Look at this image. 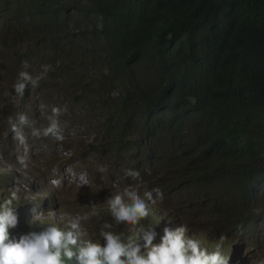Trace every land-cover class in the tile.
<instances>
[{
	"label": "trees",
	"instance_id": "1",
	"mask_svg": "<svg viewBox=\"0 0 264 264\" xmlns=\"http://www.w3.org/2000/svg\"><path fill=\"white\" fill-rule=\"evenodd\" d=\"M0 29L23 63L54 69L23 99L33 88L65 107V120L81 114L76 128L92 136L77 142L74 161L88 173L104 163L114 178L138 170L141 188L162 190L141 222L158 241L159 224H183L211 244L246 243L264 260V0H0ZM48 139L36 154L61 159ZM14 158L33 188L52 187ZM40 168L45 183L61 170ZM97 210L88 239L113 223L107 204Z\"/></svg>",
	"mask_w": 264,
	"mask_h": 264
},
{
	"label": "clouds",
	"instance_id": "2",
	"mask_svg": "<svg viewBox=\"0 0 264 264\" xmlns=\"http://www.w3.org/2000/svg\"><path fill=\"white\" fill-rule=\"evenodd\" d=\"M30 67L29 62L24 61L22 69L17 74L13 84L16 96L22 97L28 85L36 87L50 71L54 70L52 65L43 64L41 70L33 75L28 71ZM38 110L46 124L39 123L26 113H17L15 119L9 118L10 131L14 134L12 139L16 146L15 159L25 170L28 169L33 154L30 141L51 138L62 147L65 140L60 121L62 109L41 102ZM74 155L70 153L69 161L79 164V161H74ZM18 172L23 171L18 169ZM86 172L77 174L69 166L66 171L67 183L69 185L75 183L81 188L85 185L90 187L91 181ZM58 177H61V170L49 180L52 187L44 190L36 188L38 193L34 192L31 186V183L37 185L36 181L28 178L29 188H32L29 197L21 194L23 189L17 194L20 191L19 180H16L14 188L13 185H9L0 190V264H239L234 253L230 252V247L238 244H211L204 241L206 238L203 236L196 234L188 236L183 224L174 229L164 226V222L159 224L165 228L158 241L159 233L155 227L145 226L141 222L150 215V205L163 202L162 190L159 187L145 189L142 196L133 185H127L122 190H113L123 178L112 181L111 195L106 200L113 223L100 224V240L88 239L82 222L88 221L91 217H99L97 205L90 202L88 207L91 211L77 214L63 223L54 212L56 209L54 188L59 187L61 182ZM124 177L137 181L140 172L127 169ZM4 191H9V194ZM31 200L40 203L33 204ZM45 204L50 214L36 213L38 207L42 208ZM59 211L63 213L62 209ZM53 221L56 225L48 224ZM47 224L49 226L46 228ZM114 225L125 226V231H114ZM224 239V236L220 237L221 241ZM248 260L251 263H248ZM259 262L264 261L248 253L246 264Z\"/></svg>",
	"mask_w": 264,
	"mask_h": 264
},
{
	"label": "rangeland",
	"instance_id": "3",
	"mask_svg": "<svg viewBox=\"0 0 264 264\" xmlns=\"http://www.w3.org/2000/svg\"><path fill=\"white\" fill-rule=\"evenodd\" d=\"M0 33L2 37L5 36L4 32L1 29ZM23 53L24 51L22 48L17 46L4 45V42L0 41V190L9 185H13L12 187L14 188L16 186V180H19L20 191L17 194H20L21 189H23L21 194H23L24 197H26L27 195L29 197L32 188H29L30 185L27 180L28 178H31V174L27 171L18 172V168L12 166L10 162L12 161V158H14L13 156L15 155L16 146L15 142L12 139V136L14 134L10 131L11 125L9 123V118L13 117V119H15L17 113H26L29 117L37 119L41 124H46L47 122L43 117H41V114L38 110V105L43 102V98L41 97V94L36 92V89H28L25 100L23 99V96H16V94L14 93L13 84L15 83L18 72L22 69L19 65H23ZM30 65L34 71V74L40 71L37 63L33 59L30 60ZM50 105L60 107L62 109V114L66 111L65 107L62 108L61 104L58 105V102L56 101H52ZM24 108L26 109L25 112H23ZM80 117V113L68 120H65L62 116L60 117L61 127L64 129L65 139L67 138L66 134L71 136V141L68 144H63L62 147L57 145L55 148V150L60 153L61 159H56L54 154L49 150L43 154V156L45 157L43 160L41 159L40 154H36V152L38 153L40 151H43L41 144H45L47 142V138L30 141L33 149L32 156L35 157L31 156L29 162H31V164H33L35 168L39 169L42 175L41 179L43 180L45 186H48L50 184V182L45 183L44 179L47 175V168H40V166L53 165L58 168L61 167V177L57 178L61 182L59 187L54 188V192L56 195V209L54 210V212L58 214L57 217H60L63 223L67 222L65 220L66 218L69 219L73 217L71 215L75 216L77 214L89 212L90 210H88V204L90 202H94L96 203V205H105L107 198L111 195L110 189L112 188V181L117 179L114 178L112 174L110 176V173L105 170L106 165L104 163L94 165L93 172L88 173L86 172V170H84V167L86 166V168L88 169L89 165L82 162H79V164L67 162L69 160L71 152L79 153L77 149V142L80 143V141H83V139L87 138L88 141H90V138L92 136V134L90 135L87 131L76 128V124L81 120ZM48 140L53 143H58L51 138H49ZM88 150V148H84L85 152ZM13 160L16 161L15 158ZM69 166L77 174L86 172L89 180L91 181V186L89 187L85 185L81 188L78 187L75 183L69 185L66 178V171ZM101 169H103V171H101ZM125 170L126 169L121 168L114 171L117 177H121L123 179L120 180L117 188L113 190H122L123 187L127 185H133L138 188L139 193L142 196L145 189L141 188L142 186L139 185V183L141 182V178L138 179L139 182L138 180L132 181L131 178L124 177ZM62 177H65V179L63 180ZM23 178L25 179L24 182ZM34 192L38 193L39 191L34 188ZM4 193L9 194V191H4ZM34 196L36 195H32V197ZM31 202L33 204L40 203H36L34 200H31ZM38 209L39 210L36 211V213L50 214V211L48 210L46 204L43 205L42 208L38 207ZM61 209L63 213L59 211ZM31 213L34 214L32 210ZM97 222V218L91 217L88 221L82 222V224L86 231H95L98 229L96 225ZM48 224L56 225L55 221ZM48 224L45 225L46 228L49 226ZM246 245V243H241V245L230 247V252L234 253L237 260L239 261V264H246V257H248V248L246 247ZM248 263L251 262L248 260ZM258 264H264V262H259Z\"/></svg>",
	"mask_w": 264,
	"mask_h": 264
},
{
	"label": "bare ground",
	"instance_id": "4",
	"mask_svg": "<svg viewBox=\"0 0 264 264\" xmlns=\"http://www.w3.org/2000/svg\"><path fill=\"white\" fill-rule=\"evenodd\" d=\"M66 221L68 220L67 218L65 219ZM191 235V234H188V236Z\"/></svg>",
	"mask_w": 264,
	"mask_h": 264
}]
</instances>
